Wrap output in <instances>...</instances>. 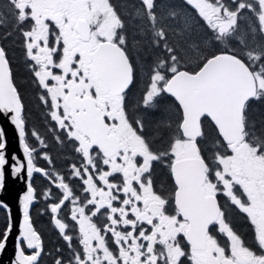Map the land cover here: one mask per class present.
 Returning a JSON list of instances; mask_svg holds the SVG:
<instances>
[{"label": "snow or ice", "instance_id": "1", "mask_svg": "<svg viewBox=\"0 0 264 264\" xmlns=\"http://www.w3.org/2000/svg\"><path fill=\"white\" fill-rule=\"evenodd\" d=\"M0 29V41L23 38L44 122L78 154L70 175L85 186L77 195L38 166L49 145L29 134L0 43V118L23 152L7 156L0 129V190L6 170L27 180L12 264L44 254L30 216L34 174L62 191L51 213L67 202L78 226L51 217L68 249L53 264H264V115L252 116L264 105V0H0ZM42 159L52 163L46 151ZM156 164L168 169L167 190L156 188ZM14 227L9 211L0 253Z\"/></svg>", "mask_w": 264, "mask_h": 264}, {"label": "flooded vegetation", "instance_id": "2", "mask_svg": "<svg viewBox=\"0 0 264 264\" xmlns=\"http://www.w3.org/2000/svg\"><path fill=\"white\" fill-rule=\"evenodd\" d=\"M18 35V42L21 45V58H20V63L21 66L23 67V69H25V72L28 73L31 76V72L28 68V65L31 64V61L26 60L25 57V50H24V46H23V38L19 35V33H16ZM39 91V89H38ZM135 95L138 96V90H134ZM255 111H253L252 116L253 118H255V114H257V112L262 111L261 109H256L254 108ZM30 141L34 144V146H36L38 149L40 148L39 146V142L35 140L34 137H29ZM47 152V154L50 156L52 163L49 164L48 162L44 161L42 159V156L44 154V152ZM52 152L53 149L51 146H49L47 149H41L40 150V158L38 159V163L41 164L43 166V168L47 169L50 173H55L57 175H63L65 176L66 182L70 183V186H75L74 187V191H76L77 195H81L82 189L85 187L82 184V181L79 178H74L70 175V171H71V166L73 164H76L77 166H79V164L81 163V160L78 156V154H76L74 151L72 152V159L69 161H72L71 166H69L70 168L68 170L66 169H60L56 166V163L54 162V158L52 156ZM75 154V157H74ZM70 164V163H69ZM38 176V178H40V180H38V182H36V187H38L39 189H41V196L38 198L37 197V204L34 207H40L41 211L38 212L39 216H40V220L41 223H47V229H38V233L41 235L42 237V245H43V249L45 247V241L46 239L49 240L52 244V246L48 249L49 251H45L44 249V254L42 255L41 258V264H53L54 262V258L60 255H64L67 256L68 255V249L66 247V242L62 239V237L59 234V230L55 228V224H54V220L51 218L53 215H56L57 218H61L63 217L64 221L67 222L68 224L72 225L73 228L78 229V226H76L74 224L73 221L70 220L69 218V212H68V208L69 205L65 204V207L62 209L60 214H52L50 211V208L47 207L48 204L55 202V200L57 198H59L62 195V191L57 189L55 187V185L52 183V181L48 180L47 178H45L42 174H34V177ZM54 179V177H53ZM154 181L156 184V188L158 191H164L167 190L168 187L172 184V180L170 177V174L168 172V169L161 164H156L155 166V170H154ZM51 188V193L50 196L53 197L52 200H45V197L43 195V193L48 189ZM225 198L221 197V200L223 201ZM33 207V208H34ZM234 208V206H233ZM33 210V209H32ZM44 216V217H43ZM45 216H48L49 221H47L45 218ZM233 226L237 229L238 232L242 233L244 238L249 241V243H251V239L253 237V230L251 225L248 223V221L246 220V218L243 216V214L239 213L238 210L233 211ZM35 227V226H34ZM70 232V234H72V230L69 229L68 230ZM75 243V241H73ZM59 248L62 251L61 252H57L56 249ZM47 249V248H46ZM51 249V251H50Z\"/></svg>", "mask_w": 264, "mask_h": 264}, {"label": "trees", "instance_id": "3", "mask_svg": "<svg viewBox=\"0 0 264 264\" xmlns=\"http://www.w3.org/2000/svg\"><path fill=\"white\" fill-rule=\"evenodd\" d=\"M114 3H117L118 0H113ZM132 2V0H130ZM3 29H0L2 32ZM8 52V58L10 60V64L13 70V75L15 82L24 97L25 100V116H26V124L28 126L29 134L32 130H36L38 134L45 139L46 143L52 147L53 152L52 156L54 158V162L56 166L60 169L68 170L71 166L72 161V148L70 145L65 144L61 145L57 140L53 138V134L51 133L50 129L48 128L47 124L44 122L43 119V108L41 102L37 98L38 88L32 83L31 76L25 72V69L21 66L20 58H21V45L18 42V35L14 33L13 36L9 37L6 41H0ZM140 85L139 87H142ZM139 95V91H138ZM254 108L261 109L262 111H258L255 114V118H259L260 116L264 115V105L256 104ZM31 138V136L29 135ZM28 137V138H29ZM30 140V139H29ZM31 142V141H30ZM32 143V142H31ZM33 144V143H32ZM34 145V144H33ZM75 157V154H74ZM70 163V164H69ZM38 166L43 167L41 164L38 163ZM40 178L38 176L34 177L33 183L34 187L37 190V197L41 196V189L36 187V182H38ZM41 181V180H40ZM41 211L40 207H34L31 213V218L33 220V225L38 230L47 229V223H41L39 213ZM6 212L4 210H0V229H3L5 223ZM44 217V216H43ZM47 221H49L48 216H45ZM52 246L51 242L46 239L45 241V251H49L48 249ZM47 248V249H46ZM51 251V249H50Z\"/></svg>", "mask_w": 264, "mask_h": 264}, {"label": "water", "instance_id": "4", "mask_svg": "<svg viewBox=\"0 0 264 264\" xmlns=\"http://www.w3.org/2000/svg\"><path fill=\"white\" fill-rule=\"evenodd\" d=\"M0 129L5 132V142H6V155L11 156L12 154H16L18 158H23L22 149L19 146V137L18 132L15 129V126L11 124L10 120L0 118ZM26 163V161H25ZM6 182L5 188L0 190V202L7 204L6 209L4 210L6 213L11 212L14 222V230L11 234V239L8 241L6 245V249L3 253H0V257L5 252H10L11 256H13L11 260H14V241L16 236L18 235V226L22 223V213L19 211V198L22 196L24 190L26 189V177L24 179H13L10 170H6ZM18 185V186H17ZM37 204V199L34 201V204L30 207V216L32 213L33 207ZM34 226V225H33ZM11 256L8 257V260L11 259ZM2 264H9L4 261Z\"/></svg>", "mask_w": 264, "mask_h": 264}, {"label": "bare ground", "instance_id": "5", "mask_svg": "<svg viewBox=\"0 0 264 264\" xmlns=\"http://www.w3.org/2000/svg\"><path fill=\"white\" fill-rule=\"evenodd\" d=\"M10 256H11L10 252H7V253L5 252L4 254H2L0 257V264H2L4 261H6V263L9 262V264H11V260H12L13 256H11V259L8 260V257H10Z\"/></svg>", "mask_w": 264, "mask_h": 264}]
</instances>
